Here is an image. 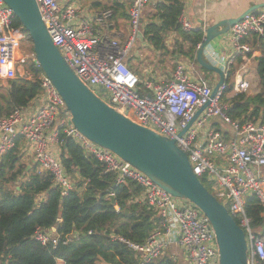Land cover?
<instances>
[{"label": "built area", "instance_id": "built-area-1", "mask_svg": "<svg viewBox=\"0 0 264 264\" xmlns=\"http://www.w3.org/2000/svg\"><path fill=\"white\" fill-rule=\"evenodd\" d=\"M149 2L131 0L128 31L124 35L110 29L112 11L109 9L100 12L94 24L78 5H62L59 0H36L53 44L81 82L130 120L174 140L186 153L192 172L200 182L203 179L209 186L208 191L238 218L237 224L245 236L246 263L264 264V220L263 224H254L246 212V199L255 196L264 219V120L240 122L233 119L228 112L230 105L224 100L225 91L229 89L225 80L230 65L236 56L252 52L245 39L249 34L263 35L264 9L250 12L231 26L228 31L230 53L225 60L215 52L206 54L208 46L205 48V59L219 67L224 75L222 84L212 96L214 85L192 78L182 62L174 66L168 82L157 81L151 76L140 80L128 67L126 59L140 36L143 10ZM15 18L13 10L0 0V78L32 80L33 70L38 69L40 92L33 99L37 102L33 111L27 107L15 109L0 118V157L14 147L17 138L23 139L37 170L50 173L53 186L59 187L65 195L74 182L60 161L61 136L69 137L86 154L102 162L105 172L116 174L115 185L127 180L140 185L142 192L136 201L147 203L158 214L159 222L142 243L125 241L137 253L132 264H147L163 256L173 245L182 251L185 264H219L214 231L194 203L169 195L144 173L114 152L93 143L74 127L63 98L34 54L19 50L22 42L31 43V40L22 32V26H13ZM178 22L184 31L193 29L184 14H180ZM140 86L144 94L140 93ZM248 88L249 83L244 78L233 84L234 94L246 92ZM203 105L205 107L192 121ZM215 123L226 130L214 127ZM35 238L42 244L59 242V236L49 230L37 231ZM70 239L66 236L62 243ZM170 257L175 259L176 253Z\"/></svg>", "mask_w": 264, "mask_h": 264}, {"label": "trees", "instance_id": "trees-1", "mask_svg": "<svg viewBox=\"0 0 264 264\" xmlns=\"http://www.w3.org/2000/svg\"><path fill=\"white\" fill-rule=\"evenodd\" d=\"M106 8L114 10L115 4ZM182 9L181 0H160L154 13L142 23L141 32L148 44L161 53L160 58L179 54L197 63L195 53L203 33L181 28L178 19ZM13 26L21 27L17 18ZM22 32L27 34L23 28ZM171 32L180 40L170 50L165 41ZM245 41L252 50L260 52L255 68L259 90L253 95H233L231 103L228 100V112L240 122L264 120V32L262 36L249 34ZM38 74L36 69L32 80L21 77L6 80L0 90V118L15 109H24L35 98L40 92ZM140 87V93L144 94ZM61 138L60 161L74 180L65 195L53 186L50 173L25 163L19 145L23 139L17 138L14 147L0 157V263L56 264L57 259L64 264H97L100 260L108 264L134 263L137 253L125 241L142 243L159 222L157 212L147 203L136 201L142 192L140 185L127 180L112 186L115 173L105 172L104 164L94 155L86 154L71 138L64 135ZM110 193L114 195L113 202ZM40 196L44 197L39 200ZM246 212L254 224H263L261 205L255 196L246 199ZM233 218L238 222L236 216ZM43 230L59 236V242L42 244L35 234ZM66 236L71 239L62 243ZM147 264L178 263L163 255Z\"/></svg>", "mask_w": 264, "mask_h": 264}, {"label": "water", "instance_id": "water-1", "mask_svg": "<svg viewBox=\"0 0 264 264\" xmlns=\"http://www.w3.org/2000/svg\"><path fill=\"white\" fill-rule=\"evenodd\" d=\"M3 2L13 10L29 35L35 58L63 98L74 127L93 143L114 152L123 161L144 173L169 195L184 197L194 203L207 217L214 231L219 264H247L243 229L192 172L186 153L176 146L175 141L130 120L102 101L81 82L53 44L41 19L36 0ZM263 7L264 2L253 4L239 16L221 20L204 29L195 60L200 67L219 76L212 89V96L222 84L224 75L219 67L205 59V48L248 13ZM140 37L143 38L142 33ZM204 107L205 105L199 108L192 121ZM114 185L115 182L112 183ZM109 196L113 202L114 195Z\"/></svg>", "mask_w": 264, "mask_h": 264}, {"label": "crops", "instance_id": "crops-1", "mask_svg": "<svg viewBox=\"0 0 264 264\" xmlns=\"http://www.w3.org/2000/svg\"><path fill=\"white\" fill-rule=\"evenodd\" d=\"M85 1L86 0H59V2L62 5H78L84 16L94 24H97L98 14L104 10L109 9L106 8L108 4H115V9L111 10L112 16L110 17V22H111L110 29L118 30L122 32L124 35L127 34L128 25H129L128 11L131 5V0H87L86 2ZM159 1L160 0H150L148 5L143 10L144 14L142 15V23L147 21L148 15H152L154 13V7L156 3ZM181 1L183 3V9L181 11V14H184L185 17L190 21L191 26L193 28L192 30H200L202 31L203 34H204V29L207 26L217 23L224 19L237 17L251 5L264 2V0H181ZM261 9H264V7ZM125 25H127V29H125L126 27ZM172 34L175 33L171 32L167 35V37H170ZM179 40H180L179 38L174 37L173 44L175 41H179ZM139 41L141 42L140 46L136 50H132L131 55H133L134 59L140 58V60H144L148 62L147 66L139 71L137 69V66L132 61L131 62L133 65H131L128 62V59L126 63L129 68L132 67V69L131 68L130 69L140 78V80L146 79L147 77L151 76L157 81L168 82L172 77L173 69L174 66L177 64V62L184 63L187 67V72L189 73V75L199 82H206L210 86H213L219 80V76L214 72H213L214 74L212 80L209 79L208 76H205L203 72H211V71L208 70L203 71L202 69H200V71L197 70L196 68H194L195 64L197 63L179 54L175 56L179 60L175 62L170 72L164 73L162 76L156 75L157 73L156 70L158 68L155 69V67L160 65L158 62H160V59H163L164 56L160 58L161 53L159 51H155L153 47L150 44H148V42L144 38L141 39V37L139 36L136 43ZM165 43L168 49L171 50L173 46L171 44H168L167 40L165 41ZM140 48L141 51L139 50ZM205 51L206 54L208 52H215L218 55H220L222 60H225L230 53V40H229L228 31L224 35H221L218 38L214 39ZM258 56H260V52L256 50H252V52L249 55L236 56L235 60L230 65L228 78L225 80L227 85L229 86V91L225 93V97L226 100H229L230 103H231L232 95H234L233 84L240 79L244 78L249 83V88L246 92H244L245 94L253 95L258 92L259 85L255 71L257 64L256 59ZM190 68L193 69V74L190 73L189 71ZM26 107H27L26 109H28L29 111H33L37 107V102L32 100ZM214 127L218 129L225 128L222 127L219 123H215ZM19 145H20V150L24 155V156L21 155V157L25 161V163L36 166V164H34L33 157L29 152V147L27 142L20 141ZM30 165H28V168H30ZM43 197L44 196H40L39 200L42 199ZM52 230L54 229L52 228ZM168 249L169 250H167V252L164 255H168L167 253H170V255L168 256H171L172 253H176L175 252L176 249L180 251L179 248L174 245L169 247ZM176 259H179L177 261L178 264H185V258L182 251H180V254L178 253L176 254L175 260ZM56 264H64V262L61 259H57ZM97 264H108V263L100 260L98 261Z\"/></svg>", "mask_w": 264, "mask_h": 264}, {"label": "rangeland", "instance_id": "rangeland-1", "mask_svg": "<svg viewBox=\"0 0 264 264\" xmlns=\"http://www.w3.org/2000/svg\"><path fill=\"white\" fill-rule=\"evenodd\" d=\"M87 1V0H86ZM85 1V2H86ZM147 6V5H146ZM144 14V13H143ZM126 27H125V29H127V25H125ZM174 37H176V34H172L170 37H166V40H167V43L168 44H171L172 46H173V41H174ZM140 44H141V42L139 41V42H137V43H135V45H134V48H133V50H136L139 46H140ZM30 45H32L31 43H29V42H22L20 45H19V50H22V51H26V50H29V51H31V49H30ZM140 51H141V48L139 49ZM132 54V53H131ZM128 55V57H127V59H128V62L131 64V65H133L132 64V62L137 66V69L140 71L142 68H144V67H146L147 66V64H148V62H146V61H144V60H140V58H133V55ZM147 57V56H146ZM127 59H126V61H127ZM163 61L161 62V64L159 65V66H156L155 67V69H157L156 70V75H160V76H162L164 73H167V72H170L171 71V69L173 68V66H174V64H175V62L176 61H178L179 59H177V57H174V58H171L170 56H165V57H163V59H162ZM132 61V62H131ZM140 68V69H139ZM194 68H196L197 70H199L200 71V66L198 65V64H195V66H194ZM189 71H190V73L191 74H193V69H189ZM160 73H162V74H160ZM204 73V75L205 76H208V78L209 79H211L212 80V77H213V72L211 71V72H203ZM5 83H6V80L5 79H1L0 78V90H1V88L5 85ZM204 184H205V186H206V188H208L209 189V186H208V184L207 183H205L204 182ZM169 250V249H168ZM175 252H176V254L178 253V254H180V251H178L177 249L175 250ZM168 255H170V253H167ZM179 259H176V261H178Z\"/></svg>", "mask_w": 264, "mask_h": 264}, {"label": "bare ground", "instance_id": "bare-ground-1", "mask_svg": "<svg viewBox=\"0 0 264 264\" xmlns=\"http://www.w3.org/2000/svg\"><path fill=\"white\" fill-rule=\"evenodd\" d=\"M248 14H249V13H248ZM230 28H231V26L229 27V29H230ZM229 29H228V31H229ZM189 31H190V30H189ZM30 52H32V53L34 54L33 51H30ZM34 56H35V55H34ZM206 84H208V83H206ZM208 85H209V84H208ZM209 86H210V85H209ZM242 93H244V92H242ZM234 95H235V94H234ZM232 96H233V95H232ZM224 100H226V97H224ZM226 101H228V100H226ZM199 113H200V112H199ZM199 113H198V114H199ZM195 114H196V113H195ZM197 116H198V115H197ZM197 116H196V117H197ZM182 134H183V133H182ZM191 169H192V168H191ZM211 194H212V193H211Z\"/></svg>", "mask_w": 264, "mask_h": 264}]
</instances>
